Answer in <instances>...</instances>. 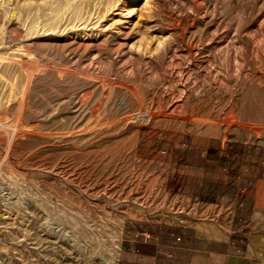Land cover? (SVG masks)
<instances>
[{"label": "rangeland", "instance_id": "374dc122", "mask_svg": "<svg viewBox=\"0 0 264 264\" xmlns=\"http://www.w3.org/2000/svg\"><path fill=\"white\" fill-rule=\"evenodd\" d=\"M261 152L264 0H0V264H150Z\"/></svg>", "mask_w": 264, "mask_h": 264}, {"label": "crops", "instance_id": "0c3cea01", "mask_svg": "<svg viewBox=\"0 0 264 264\" xmlns=\"http://www.w3.org/2000/svg\"><path fill=\"white\" fill-rule=\"evenodd\" d=\"M259 156L264 157V153ZM260 157L236 158L242 180L232 184V198L221 203L214 199L205 202L199 195L196 205L185 213L152 218L154 239L144 252L147 261L150 264H264V162ZM170 231L181 236L176 245L157 239L168 236ZM193 241L199 245L197 248H191Z\"/></svg>", "mask_w": 264, "mask_h": 264}, {"label": "bare ground", "instance_id": "6f19581e", "mask_svg": "<svg viewBox=\"0 0 264 264\" xmlns=\"http://www.w3.org/2000/svg\"><path fill=\"white\" fill-rule=\"evenodd\" d=\"M130 1V3H136L137 1H139V0H129ZM107 264V263H106ZM110 264H115L114 262H112V263H110Z\"/></svg>", "mask_w": 264, "mask_h": 264}]
</instances>
